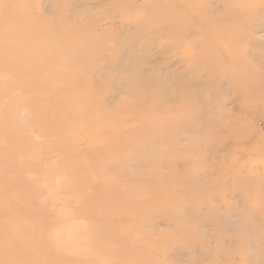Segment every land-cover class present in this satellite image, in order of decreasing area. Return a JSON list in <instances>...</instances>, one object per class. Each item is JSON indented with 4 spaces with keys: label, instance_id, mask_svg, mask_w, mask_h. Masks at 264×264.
I'll return each instance as SVG.
<instances>
[{
    "label": "rangeland",
    "instance_id": "1",
    "mask_svg": "<svg viewBox=\"0 0 264 264\" xmlns=\"http://www.w3.org/2000/svg\"><path fill=\"white\" fill-rule=\"evenodd\" d=\"M31 2L21 22L78 30L52 46L80 82L54 98L43 68H0V180L25 188L9 224L29 239L0 264H264V0Z\"/></svg>",
    "mask_w": 264,
    "mask_h": 264
},
{
    "label": "bare ground",
    "instance_id": "2",
    "mask_svg": "<svg viewBox=\"0 0 264 264\" xmlns=\"http://www.w3.org/2000/svg\"><path fill=\"white\" fill-rule=\"evenodd\" d=\"M2 1H6V0H2ZM8 4H7V6H8ZM35 5L36 4L34 2L30 3V0H14V1L10 2L9 6L7 7L6 10L0 9V68H4L6 66L12 65V66H15L14 68H16L18 70H22L23 72H27V74L29 71L31 72L34 69L43 68L45 71L41 77V78H43L42 81L47 82V83H51L54 86V88L57 90L56 97H54V98H57V97L63 98L68 93H71V94L77 93V88L79 87L78 84L80 81L76 80L75 78L68 79L67 77H62V76H60V78H58V77L55 78V76H54V74L63 73L66 68H69L71 66H76L75 65L76 63H74L73 60L69 61L67 59V51L66 52L64 51L63 53H60L58 51H54V48L52 45H54L55 43H57V41H60L61 39L62 40H69V41L73 40L71 38L75 37L73 35H76L78 30H76L74 27H70L69 28L70 33L69 32L63 33V31L60 30L63 33V34H60V32L58 33V31H56L57 29L53 30L49 26L47 21L45 22L46 24L45 23L40 24L41 28H38L39 25H37V24L34 27L31 25L29 26V24H31V22L29 24H26L30 20L26 21V23L24 21L21 22L20 19L23 18V16H25L26 18H29V19H31V18L33 19V16H35L37 14V8ZM56 14L59 15L60 13H56ZM23 19H25V18H23ZM40 21H42V20H40ZM58 21L62 24L63 20L60 17L58 19ZM39 23L40 22H38V24ZM36 26H38V27H36ZM61 26H64V25H61ZM67 34H68V36H67ZM87 45H89L90 47L92 46L91 44H87ZM87 45H85V46H87ZM89 46H87V47H89ZM78 64L81 65L82 69L91 70V67H90L91 65H88V64L84 65V63H78ZM34 83H36V82H34ZM40 89H39V91H40ZM24 90H26V88ZM26 92H27V90H26ZM52 96H53V94H52ZM151 98L153 101L156 102L157 96L154 93L151 94ZM49 100H50V97H49ZM47 103H48V101H47ZM89 109H90V111H88L89 113H87V115H83L84 112H80V110H79V115H77V119H78L77 124H79L81 126L84 124V122L89 124V121H92L93 127L89 125L90 130H91V134H92V132H94L95 129H97V127H99L98 125H100L101 120H99V118H97V120H99L97 122V120L93 119V117L91 115V114H93L92 107ZM5 111H3V112L5 113ZM57 113L59 115V112H57ZM58 115H57V117H58ZM74 116H75V114H74ZM59 117H60V115H59ZM66 117H67V115H66ZM46 119H48V117ZM3 120H5V117L3 118ZM60 120H61V118H60ZM23 122L25 123V121H23ZM26 122H28V121H26ZM55 122H56V119H55ZM95 122H96V124H95ZM33 125L34 124H29L28 127H32V129H33ZM1 127L2 126L0 124V129H1ZM54 128H52V129H54ZM34 130H36L38 135L39 134L46 135L39 127L34 128ZM62 130L63 129H61V131ZM61 131H59V132H61ZM47 132H48V130H47ZM91 134L89 136H87V139L91 138ZM12 136H15V133H13V132L5 129V128L3 130H0V149L2 147H6L8 145V144L4 145L5 142L8 143V142H10L9 141L10 139L15 138ZM50 136H52V135H50ZM51 138H53V137H51ZM57 142H56V146H58L60 143V142H58V143ZM15 149H16V147H15ZM52 149H53V147H52ZM56 149H58V148H56ZM1 165H2V163H0V166ZM4 168H6V166H4ZM21 185L22 184L16 185L13 182L12 183H5L3 185L1 183V180H0V243L3 245L11 246V247L13 246L15 248L18 246L19 247L20 246L21 247L26 246V244L29 240L28 236L25 235V232L22 229L21 230L12 229V228H10V224H9L10 219H13V218H11L10 213L14 210V207H13L14 202L16 200L21 202L18 199V196L21 195L23 193V191L25 190L24 186H21ZM11 193H15V196H14V194H11ZM110 208L111 207H109V209H108V207H107L104 211H109ZM102 213L105 216L107 214H109L108 212H107V214L105 212H102ZM123 214H125V212ZM30 241L32 242V239H30ZM22 250H18V252H21ZM10 252L11 251L5 250V249L0 250L1 255L2 254H8Z\"/></svg>",
    "mask_w": 264,
    "mask_h": 264
}]
</instances>
